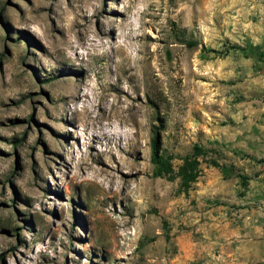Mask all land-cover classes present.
Listing matches in <instances>:
<instances>
[{
    "label": "rangeland",
    "instance_id": "374dc122",
    "mask_svg": "<svg viewBox=\"0 0 264 264\" xmlns=\"http://www.w3.org/2000/svg\"><path fill=\"white\" fill-rule=\"evenodd\" d=\"M262 159L264 0H0V264H264Z\"/></svg>",
    "mask_w": 264,
    "mask_h": 264
},
{
    "label": "trees",
    "instance_id": "16d2710c",
    "mask_svg": "<svg viewBox=\"0 0 264 264\" xmlns=\"http://www.w3.org/2000/svg\"><path fill=\"white\" fill-rule=\"evenodd\" d=\"M196 42H187V45L190 47L195 46ZM230 50H241L247 51L248 48H242L240 46H231ZM218 53V51H213ZM194 156L186 157L183 159V164L179 169V172L175 174V169L173 167L172 160L170 156H166L162 152V138L160 135V129L157 128L154 131V136L152 139V155L151 160L154 164V175L156 177H169L173 178L174 175L181 178V186L183 189L188 190L192 183L196 182L199 177V166L200 162L198 158L205 155V150L202 147L195 146ZM261 163H264V159L260 160ZM223 172L228 175L229 170L226 167H222ZM233 172V169H232ZM241 178L246 179L245 176L240 175Z\"/></svg>",
    "mask_w": 264,
    "mask_h": 264
}]
</instances>
